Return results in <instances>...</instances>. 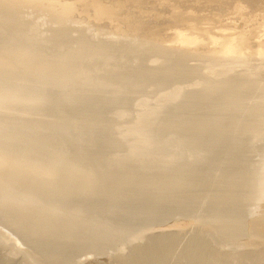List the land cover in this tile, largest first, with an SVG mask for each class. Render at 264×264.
I'll use <instances>...</instances> for the list:
<instances>
[{
  "label": "bare ground",
  "instance_id": "6f19581e",
  "mask_svg": "<svg viewBox=\"0 0 264 264\" xmlns=\"http://www.w3.org/2000/svg\"><path fill=\"white\" fill-rule=\"evenodd\" d=\"M44 1L0 0V221L55 264L175 216L242 236L264 190L260 66L232 44L200 57L154 38L145 50L74 37L66 0H48L59 25L42 33L22 9ZM78 1L119 22V4ZM176 240L152 238L135 264H174Z\"/></svg>",
  "mask_w": 264,
  "mask_h": 264
},
{
  "label": "rangeland",
  "instance_id": "374dc122",
  "mask_svg": "<svg viewBox=\"0 0 264 264\" xmlns=\"http://www.w3.org/2000/svg\"><path fill=\"white\" fill-rule=\"evenodd\" d=\"M103 1L119 4V22L101 21L95 17L93 9L81 1L66 0L73 4L74 12L65 16L64 23L74 37L83 34L93 42L111 45L126 41L131 48L141 45L145 50L151 48L154 38L165 48L173 50L175 47L178 52L193 51L200 57L232 44L238 46L241 54L253 66H260L264 73V0ZM50 5L51 2L46 0L38 7H23V20L42 33L55 30L59 24L52 19ZM61 8L57 7L54 13L61 14L64 11ZM238 69L242 71V68ZM260 145L264 148V142L259 144L262 148ZM259 159L262 160V157L254 159L257 168L263 165ZM252 198V204L245 210L244 233L239 238L228 235L223 239L206 224L199 225L202 223L191 218L175 216L165 224L158 223L160 225L135 231L128 242H119L113 250L99 254L74 253L68 261L72 264H135L139 248L148 249L152 238L174 236L178 239L176 244L180 242V247L175 245L174 257L178 260L174 259V264H194V261L195 264H264V190L257 191ZM194 227L203 239L192 245L190 239H193L191 230ZM11 229L0 223V264H55L41 249L28 242L17 230ZM206 237L208 240H205ZM182 245L188 246L186 249L190 251ZM178 247L181 254L175 251ZM196 249L201 250L200 257L192 259L189 254ZM141 259L145 260L144 257Z\"/></svg>",
  "mask_w": 264,
  "mask_h": 264
}]
</instances>
